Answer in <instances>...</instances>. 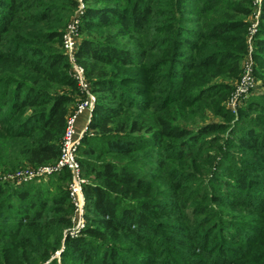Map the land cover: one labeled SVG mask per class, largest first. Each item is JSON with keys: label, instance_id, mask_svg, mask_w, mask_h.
Listing matches in <instances>:
<instances>
[{"label": "trees", "instance_id": "1", "mask_svg": "<svg viewBox=\"0 0 264 264\" xmlns=\"http://www.w3.org/2000/svg\"><path fill=\"white\" fill-rule=\"evenodd\" d=\"M80 1L74 62L94 96L77 152L86 224L63 235L66 170L0 181V264H58L57 252L60 264H264V95L233 124L222 106L247 52L251 0ZM78 8L0 0L1 174L60 156L83 98L62 48ZM258 26L251 56L264 87V0Z\"/></svg>", "mask_w": 264, "mask_h": 264}, {"label": "built area", "instance_id": "2", "mask_svg": "<svg viewBox=\"0 0 264 264\" xmlns=\"http://www.w3.org/2000/svg\"><path fill=\"white\" fill-rule=\"evenodd\" d=\"M79 3L78 11L75 12V15L71 22L65 29V32L62 37V48L65 55L68 57L69 63L72 68V76L75 79L79 90L83 93V100H81L74 110L68 115L66 120V127L64 134L61 139L60 146V156L57 161L50 166H44L37 169L31 170H18L9 177V181H16L18 184L27 183L31 181L34 177H41L50 174H58L63 170H66L69 174V186L68 194L69 198L76 209V213L83 219V208H84V198L82 193V185L85 183L81 177V168L77 160V152L80 144V138L82 135H79L76 130V122L79 116L84 113H88V122L91 116V111L94 103V96L90 92V88L86 80L84 79V74L82 69L77 66L74 62V53L78 47L79 38H78V22L79 15L81 14L82 4L80 0H77ZM256 6V19L259 17V6L260 0H255ZM251 52H249L250 56ZM249 69V66L247 65ZM247 69V72L249 70ZM248 77V76H247ZM244 81L246 75L243 77ZM247 81V80H246ZM245 81V83H246ZM239 92V91H238ZM87 122V123H88ZM81 223V220L78 221V225L74 228L73 231L76 234L80 231L78 227ZM71 235H75L71 233Z\"/></svg>", "mask_w": 264, "mask_h": 264}, {"label": "rangeland", "instance_id": "3", "mask_svg": "<svg viewBox=\"0 0 264 264\" xmlns=\"http://www.w3.org/2000/svg\"><path fill=\"white\" fill-rule=\"evenodd\" d=\"M260 2H261V0H260ZM255 3H256L255 0H251L252 13L249 17H246L244 19V21H246V23H247V29H246L247 31H246V36H245L247 52H246L243 60L241 61L240 72L238 74V77L235 80L230 81L231 86H232V91H231L228 99L222 104L224 109L233 115L234 119H233V121L230 122L231 124H233L238 119L239 110L246 107L249 100H251L252 98H258V97H261L264 95V87L262 86L261 82L253 76V69L256 67V63H255L253 57L251 56V54L249 56V52H252V50L254 49V37L257 35L258 29H259L258 19H256V6H257V4H255ZM78 38H79V36H78ZM247 65L249 66V69L247 68ZM247 69L249 70V72H247ZM70 70L72 71L71 64H70ZM245 75H246L245 81L247 80L246 83L243 79V77ZM81 100H83V98L79 97L77 99V104ZM206 115H207V117H206L205 122H207V123H216V122L220 121L218 117L213 116L209 112H207ZM182 125L187 126L184 123H182ZM189 128H191V127H189ZM222 138H224V135H222ZM221 144H222V141L220 142V145ZM209 153L214 155L215 151L209 150ZM215 165L216 164H214L213 166L215 167ZM27 169L31 170L32 168L24 167V168H18L17 170H15L14 172H11V173H4V174L0 173V181L7 182L10 185H15V186L21 185L22 183L18 184L16 181H9L8 176H11L12 174H14L18 170L23 171V170H27ZM212 169H213V167H212ZM81 173H82V171H81ZM52 175L53 174L46 175V176L44 175L41 177H34L31 179V181H29L27 183L39 184V183L47 181L49 179V177ZM81 177L84 180V182H86V178L83 176V173H82ZM201 179H202L201 181H203L205 184V181L207 179V174L202 173ZM68 186H69V181L65 185V188L67 191H68ZM163 193H165L164 189H162L160 186H158L156 191H154V194L156 196L155 198L157 200H163ZM214 208H216V205L214 206ZM82 216H83V219H81L80 216L77 215L76 209L73 206V213L71 216L72 227L65 228L63 230V235H65L66 233H70V235H71V233H73L76 235V232L73 230H74V228L77 227L78 221H80V220H81V223H79L80 225L78 227H80V230H82V227L85 226V224H86V221L84 219V208H83V215ZM53 257L56 258L57 263L60 264L59 252H57Z\"/></svg>", "mask_w": 264, "mask_h": 264}, {"label": "crops", "instance_id": "4", "mask_svg": "<svg viewBox=\"0 0 264 264\" xmlns=\"http://www.w3.org/2000/svg\"><path fill=\"white\" fill-rule=\"evenodd\" d=\"M89 114L86 112L78 117L76 122V130L79 135H83L86 130Z\"/></svg>", "mask_w": 264, "mask_h": 264}, {"label": "water", "instance_id": "5", "mask_svg": "<svg viewBox=\"0 0 264 264\" xmlns=\"http://www.w3.org/2000/svg\"><path fill=\"white\" fill-rule=\"evenodd\" d=\"M60 253V252H59Z\"/></svg>", "mask_w": 264, "mask_h": 264}]
</instances>
